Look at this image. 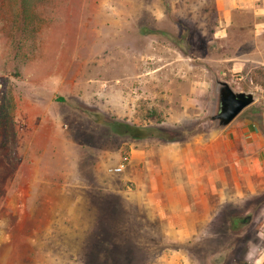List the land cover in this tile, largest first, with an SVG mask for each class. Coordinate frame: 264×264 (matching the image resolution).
I'll list each match as a JSON object with an SVG mask.
<instances>
[{
	"label": "rangeland",
	"instance_id": "rangeland-1",
	"mask_svg": "<svg viewBox=\"0 0 264 264\" xmlns=\"http://www.w3.org/2000/svg\"><path fill=\"white\" fill-rule=\"evenodd\" d=\"M252 2L0 0V264H264V169L214 172L230 123L264 134ZM217 79L254 101L215 133Z\"/></svg>",
	"mask_w": 264,
	"mask_h": 264
},
{
	"label": "crops",
	"instance_id": "crops-1",
	"mask_svg": "<svg viewBox=\"0 0 264 264\" xmlns=\"http://www.w3.org/2000/svg\"><path fill=\"white\" fill-rule=\"evenodd\" d=\"M252 6L256 7L254 0ZM234 8L238 9L237 7ZM244 10L248 11L249 9ZM248 33L253 40L254 47L250 52L244 54L246 56L240 59L242 60L240 62H244L243 60L252 61L264 66V8L256 7L253 9V22L249 25ZM237 125L234 127L230 123L228 127L221 131L220 138H215V140H220L219 143L224 145V147L215 157L216 166L214 172L220 173V170L224 169V167H229L233 173L236 172V175L244 176V179H246L244 181L249 183L248 187H250V176L254 174L260 175L264 169V134L258 131L257 128H253L254 126L250 125L248 120L246 122L242 121ZM166 150L172 158L181 154L183 167L189 177V182L195 179L196 168L200 172L206 164L203 160L202 163L200 159L195 158L193 153L186 152L185 148L167 147ZM176 165L177 163L172 162L168 167L171 166L173 168ZM197 174L200 176V173ZM189 187L190 195L188 200L184 197L182 203L176 207L174 206V208H177L178 212L181 211L190 220V218L194 219L197 215L201 216L203 205L199 204L202 198L196 200L197 196L193 194L194 190L191 192V186Z\"/></svg>",
	"mask_w": 264,
	"mask_h": 264
},
{
	"label": "water",
	"instance_id": "water-1",
	"mask_svg": "<svg viewBox=\"0 0 264 264\" xmlns=\"http://www.w3.org/2000/svg\"><path fill=\"white\" fill-rule=\"evenodd\" d=\"M215 104L208 119L214 122L215 133L226 127L243 109L254 101L252 92L235 91L224 80L217 79Z\"/></svg>",
	"mask_w": 264,
	"mask_h": 264
},
{
	"label": "trees",
	"instance_id": "trees-1",
	"mask_svg": "<svg viewBox=\"0 0 264 264\" xmlns=\"http://www.w3.org/2000/svg\"><path fill=\"white\" fill-rule=\"evenodd\" d=\"M34 0H19L20 7L23 9V12L26 13L32 7V3ZM256 75L259 77H264V67H259L258 69L254 70ZM258 84H262L263 81H256Z\"/></svg>",
	"mask_w": 264,
	"mask_h": 264
},
{
	"label": "built area",
	"instance_id": "built-area-1",
	"mask_svg": "<svg viewBox=\"0 0 264 264\" xmlns=\"http://www.w3.org/2000/svg\"><path fill=\"white\" fill-rule=\"evenodd\" d=\"M121 168H122V165H120V166H118V167L114 168V171H120V170H121Z\"/></svg>",
	"mask_w": 264,
	"mask_h": 264
}]
</instances>
